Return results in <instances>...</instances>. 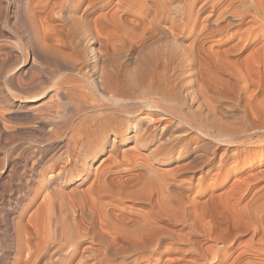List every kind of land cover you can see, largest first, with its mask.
I'll return each instance as SVG.
<instances>
[{"label":"bare ground","instance_id":"obj_1","mask_svg":"<svg viewBox=\"0 0 264 264\" xmlns=\"http://www.w3.org/2000/svg\"><path fill=\"white\" fill-rule=\"evenodd\" d=\"M14 1L8 13L9 0H0L1 221L8 235L0 264H115L119 257L140 264L165 231L155 222L131 242L112 239L101 222L136 228L139 218L116 211L124 209L117 202L101 205L137 197L152 205L140 195L148 167L180 160L179 168L201 176L192 190L171 192L178 204L187 199L194 236L212 242L190 239L181 264H263L264 205L240 206L264 177V0ZM226 1L241 4L230 10ZM204 13L207 24L198 29ZM193 84L240 107L245 130L218 126L209 113L231 117L234 108L212 110ZM247 253L257 256L241 260Z\"/></svg>","mask_w":264,"mask_h":264},{"label":"rangeland","instance_id":"obj_2","mask_svg":"<svg viewBox=\"0 0 264 264\" xmlns=\"http://www.w3.org/2000/svg\"><path fill=\"white\" fill-rule=\"evenodd\" d=\"M228 2L229 1H226L223 4H224L225 7H228L230 10H233V9L239 7L240 4H241V2H238V3L235 2V3H231V4L228 3ZM14 3H15L14 0H9V10H8V13H10L9 11H10L11 8H13ZM224 6L222 8H224ZM220 10L221 9L217 10L216 13L218 14L220 12ZM206 16H207L206 13H204L202 15L200 14V16H199V18L197 20V22H198L197 23L198 29L199 28H202L205 24H207L206 21H205ZM30 61H31V59H30ZM8 68H10V67H8ZM185 86L186 87H189V85H186V82H185ZM198 88H199V90H198ZM258 88H259L258 90H259L260 97H263L264 98V95L262 96V94H264V89H263L264 88V76H261V79H260L259 84H258ZM192 89H193L194 92H196L198 94L200 93V94H202L204 96L203 99H202L204 102H206V101L212 102L211 103L212 110L214 109L215 105L216 106H220L222 104H224L225 107H227V106L229 108L231 107L230 108L231 110H232V108H234L232 110V112H233L232 115L233 116H231V117H225V118L224 117H221L222 115L220 116L219 114H215L214 111H211L209 113L210 116L212 115L211 116L212 119L213 118L215 119V123L218 126L223 127V129H226L227 128V130H229L231 132H235V133H242L245 130V125H244V123L240 119L241 118V115H242V109L240 110V107H239V109L237 107L235 108L232 105L233 103H230L231 104L230 105L229 102L227 103V101H223V100H220V99L218 100L216 97H214L211 94H206L205 95L204 91L202 89H200L199 86H196L195 84L192 85ZM54 100H56V98ZM52 101L53 100H50V102H52ZM213 104H215V105H213ZM205 108H207V105H206ZM208 109H210V108L208 107ZM0 111H1L0 112L1 113L0 115H2L3 111L2 110H0ZM4 114H5V112H4ZM175 122H177V120H175ZM14 124L16 126H19V124L20 125L21 124L22 125L24 124L25 126H31L29 123H26V124L25 123H14ZM183 125L185 127L187 126V124H185V123ZM7 126L8 127H11V126H13V124L12 125L11 124H7ZM212 135H215V131H213V130H212ZM215 143L216 142H214L213 139H212V143L211 144L215 145ZM127 146H126V148H127ZM230 148H226V149L229 150V152H230V150L233 152V149L235 150V148H237V147H230ZM222 152L223 151H222L221 148H220V150L216 151V155L217 156H216L215 161L212 162L213 163L212 166H216L217 161H218V158L220 156V153L222 154ZM98 162L99 161L96 162L95 166L98 164ZM185 162H186L185 160H180L177 163H172V164H169L167 166H157L155 164H152L151 165V168H150V171L151 172L148 170L149 169V167H148V169H147V171H148L147 174L148 175L146 174V176H147L146 180L147 181L145 182L146 183L145 186L147 187V189H145V186L144 187L143 186L141 187V191H144L145 190V192H147L145 194H147V195H145V194L143 195V192L141 193L139 191L140 189H137L138 191H137L136 194L138 196H140V195L141 196H146V197H141L142 199L147 198V197L148 198L149 197L152 198V200H151L152 205L151 204L149 205V202L146 201L147 199H144L143 200V201H146V202L140 201L141 199L139 197H137L138 200L136 199V202H135V200L129 201V200H126L125 199L126 201H122V204H120L121 202L117 198H115L116 200L114 198H107V201L105 202V204L103 203L101 205L105 209L108 207L107 208V210H108L109 207H110V205H109L110 203L116 204V202H117V203H119L120 207H124V209L126 211L124 209H120L119 207H118L119 209L113 208V210L114 209L115 210L117 209L116 211H119L120 210L123 214L127 215V217L131 215V217H129L130 219L132 218V219L138 220V218H139L138 223L136 224L137 231H136V228L135 227H132L131 226L130 222H129V224L127 223L126 227L123 226V228H122V227L116 226V229H115V227L113 228L114 230L111 229L112 226L111 227L108 226L110 224H107L106 225L104 222H101V225L104 224V225H102L103 228H104V226H106L105 227V230L103 229V231H104L103 233L104 234H107V233L110 234L111 233L110 235L113 236L112 239L118 236V238L120 237L119 238L120 240L125 241V242H131V240L132 241L133 240H136L137 237L134 238L135 235H137L136 233L141 234L143 232L142 229H148L149 228V223H151L152 225L153 224L155 225L157 223V225H155L156 228H158V226H159V228H161L162 230L165 231L164 233H165V235H167L165 237L166 239H163L161 241V243L157 245V248L158 249L155 248L154 249L155 251H153V254L151 253L150 256L147 255L148 257L145 258V260H143L140 264H167V262H168V264H181V263L184 262L185 255H187V250L191 246V244H190V241L191 240L190 239L193 240V239L196 238V239H198L201 242L202 245H204L206 247L212 245V242H209V241L207 242L206 241V238H204L203 236H200V237L194 236L195 234L192 232V222L189 219L190 206L188 204L187 199L186 198H184L186 200L182 199V201H181L182 204L181 203L178 204V203H176L175 198L173 197V192H171L172 190L175 189L176 186L179 189L182 188V189H184L186 191H189V190H192L191 188H194L195 186L198 185V182H199L198 181V177L201 176V172L202 171H200V172L199 171H197V172H194L193 171L192 172L191 170L190 171L189 170L187 171V170H183L182 168H179V167H181V164L183 165V163H185ZM179 164H180V166H179ZM175 168H177V169L179 168L181 170L178 169L179 171L177 172L176 171L177 169H175ZM173 170H174V172H176L178 174L174 173ZM259 170L264 171V161L262 162V165L259 167ZM160 171H162V172H160ZM166 171L169 172L168 173L169 175L166 174ZM163 172H165L164 174H166V175H164V174L162 175ZM157 173L158 174L161 173V175L157 176ZM170 173H172V174H170ZM151 175H153V177H151ZM171 175L174 177L173 179H172V176ZM161 176H162V178L165 177V178L162 179L163 181L160 180L161 179ZM157 177H158V179H157ZM233 182H234V178L232 176V177L228 178V180L226 181V183L224 184V186L221 189H218V191L216 193H219V194L223 193L225 190H227L229 188V186ZM0 183H1L0 184V191H1V194L3 193L2 195L0 194V198L2 197L1 200H0V208H1L0 209V215H1L0 216V221L1 220L4 221V219H2V215L5 213L6 208H7V206L5 205V202L7 200L6 199L7 198V194L5 192L7 191V188L4 186V183L3 182H0ZM157 183H159V184H157ZM251 184H253V183H251ZM159 186L161 188L163 187L162 188L163 191H162V189ZM148 188H149V190H148ZM165 188L167 189V191H166ZM2 191H4V192H2ZM159 193L161 194L160 196H159ZM158 203H159V205H158ZM176 204H178V206H179V207L177 206L178 209L176 208ZM252 204L253 205H261V206L264 205V177L261 180H259V181H257V182L254 183V185H253V187L251 189V193L242 202V204H241L240 207L243 206L244 207L243 210L246 211V209H245L246 205H247L246 208H249V206H251ZM151 206H152V208H151ZM158 206L161 207V208H159ZM102 207H101V210H103ZM162 207H165V209L164 208L162 209ZM2 209H3V211H2ZM164 211H165V213H164ZM101 212H103V211H101ZM262 213H263L262 216L264 217V210H262ZM157 215H160L161 218L160 219L157 218ZM174 217H175L176 220H174ZM145 218H146L147 221L145 220ZM152 220H154V221H152ZM3 221H1V223H0V227H2V229H3V226H4V222ZM144 221H146V222H144ZM206 221H208V219H206ZM144 225H148V226H144ZM107 227L108 228L110 227V229H107ZM145 227H148V228H145ZM2 229L0 230V234H1L0 235L1 236L0 237L1 238V240H0V249L2 250L1 247H3V250L5 252L7 250V245H8V243L6 242V241H8V235H7L6 232H4V229H3V231H2ZM122 229L123 230L125 229V230L122 231ZM127 229H129V231ZM117 230H119V231H117ZM131 231H133V232L130 234ZM134 232H135V235H133ZM4 234H5L6 237L4 236ZM109 234H107V236ZM116 234H117V236H116ZM110 235H109V237H110ZM170 235H171V237H168ZM132 236H134V237H132ZM4 237L7 238V239H5ZM245 239H248V236L242 237V240L241 241H244ZM117 241H119V240L117 239ZM1 244H2V246H1ZM237 250L234 251L235 254L233 253V255H232L229 263H231V261H233L234 257L237 256L236 255L237 254L236 252H238V253L240 252V249H237ZM253 255L254 256H250L247 253V255L243 256V258L241 260H246L249 257L252 259V257L257 256L255 254H253ZM182 260H183V262H182ZM257 260H259L260 262L261 261L264 262V252L261 253V254H259V256L257 257ZM122 261H123V263H121ZM129 261H130V259L127 258V257L126 258L119 257V258H116L113 262L115 264H132Z\"/></svg>","mask_w":264,"mask_h":264}]
</instances>
